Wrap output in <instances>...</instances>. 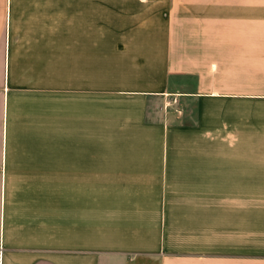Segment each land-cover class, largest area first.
<instances>
[{
  "label": "crops",
  "instance_id": "obj_1",
  "mask_svg": "<svg viewBox=\"0 0 264 264\" xmlns=\"http://www.w3.org/2000/svg\"><path fill=\"white\" fill-rule=\"evenodd\" d=\"M0 264H264V0H0Z\"/></svg>",
  "mask_w": 264,
  "mask_h": 264
},
{
  "label": "rangeland",
  "instance_id": "obj_2",
  "mask_svg": "<svg viewBox=\"0 0 264 264\" xmlns=\"http://www.w3.org/2000/svg\"><path fill=\"white\" fill-rule=\"evenodd\" d=\"M54 16H56L59 19V21H65L66 20V15H64V14H59V15H54ZM94 135L95 134L92 133V141H94V143H95L97 136L96 135L94 136Z\"/></svg>",
  "mask_w": 264,
  "mask_h": 264
}]
</instances>
